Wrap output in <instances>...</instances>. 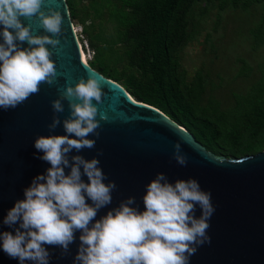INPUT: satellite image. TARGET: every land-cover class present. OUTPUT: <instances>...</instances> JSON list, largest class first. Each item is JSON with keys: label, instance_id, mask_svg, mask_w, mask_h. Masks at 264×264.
I'll use <instances>...</instances> for the list:
<instances>
[{"label": "clouds", "instance_id": "clouds-1", "mask_svg": "<svg viewBox=\"0 0 264 264\" xmlns=\"http://www.w3.org/2000/svg\"><path fill=\"white\" fill-rule=\"evenodd\" d=\"M42 4L43 0H0L2 108L23 103L39 92L41 84H51L57 74L48 45L60 43L63 18L59 10L45 12ZM35 15L45 33L52 35L33 34L31 25L22 18ZM24 43L28 47H22ZM103 95L100 80L89 75L74 85L69 83L52 101L55 113H63V101H68L69 115L63 119L67 134L41 135L35 140V148L43 153L40 159L50 167L33 179L25 189V199L18 200L4 218L9 226L19 224L15 234L0 233L4 252L18 258L20 264H48L50 254L45 245L67 251L79 231L80 246L74 264H189L196 245L210 242L207 229L215 211L211 193L202 190L194 178L171 183L159 173L147 185L143 211L134 207L135 199L129 197L95 219L98 211L112 202L115 182L105 183L97 158H70L69 154L95 146L89 136L100 127L98 103ZM60 124V116L56 115L49 129ZM173 158L180 165L187 164L180 143L174 145ZM65 168L70 172L66 173ZM82 175L87 176V182ZM197 205L202 210L199 217L195 215Z\"/></svg>", "mask_w": 264, "mask_h": 264}, {"label": "water", "instance_id": "water-1", "mask_svg": "<svg viewBox=\"0 0 264 264\" xmlns=\"http://www.w3.org/2000/svg\"><path fill=\"white\" fill-rule=\"evenodd\" d=\"M49 9L59 10L63 18L60 43L55 47L48 45L57 74L51 84H41L39 92L23 103L14 108L0 107V233L15 234L19 224L9 226L4 218L18 200L25 199V189L33 179L50 167L40 159L43 153L35 148V140L41 135L67 134L63 119L69 115L68 101H63V113L54 112L52 101L61 96L69 83L74 85L81 77L94 75L104 93L98 103V135L89 136L95 146L80 152L73 150L69 156L97 158L105 183L115 182L112 202L101 208L95 219L129 197H134L133 206L143 211L147 185L159 173H164L171 183L194 178L202 190L211 193L215 211L207 229L210 242L196 245L189 264H264V149L241 159L219 157L208 151L187 128L157 107L138 101L123 85L83 61L67 0H43L42 10ZM22 19L31 25L33 34L52 35L45 33L38 15ZM22 47H28L27 43ZM56 115L61 124L50 130ZM176 143H180L187 157L186 165L173 158ZM65 172L69 173L70 168H65ZM82 179L88 180L86 175ZM201 214L197 205L195 215ZM80 235L75 232V240L67 251L45 245L50 254L48 264H74ZM0 264H20L18 258L4 252L2 240Z\"/></svg>", "mask_w": 264, "mask_h": 264}, {"label": "trees", "instance_id": "trees-1", "mask_svg": "<svg viewBox=\"0 0 264 264\" xmlns=\"http://www.w3.org/2000/svg\"><path fill=\"white\" fill-rule=\"evenodd\" d=\"M67 2L73 22L84 25L94 69L123 85L138 101L163 111L219 157L241 159L264 149V58L257 65L238 58L242 64L236 78L251 83L235 92L234 103L227 107L209 93L215 84L203 70L189 82L182 63L183 50L200 33L190 15L201 3L216 5L220 22L228 11L250 16L253 50L264 48V0Z\"/></svg>", "mask_w": 264, "mask_h": 264}, {"label": "rangeland", "instance_id": "rangeland-1", "mask_svg": "<svg viewBox=\"0 0 264 264\" xmlns=\"http://www.w3.org/2000/svg\"><path fill=\"white\" fill-rule=\"evenodd\" d=\"M80 4L88 5L89 0H79ZM208 11H206V9ZM241 12L228 11L220 22V14L216 5L198 4L191 13L197 23L200 33L198 38L190 43L182 52V63L187 70L189 82L194 81L197 71L203 70L207 78L215 86L209 93L221 99L224 107L234 103L235 92H243L248 88L251 79L236 78L241 66L239 57H244L253 65L264 58V48L253 50L252 37L248 32L250 16ZM87 24H91L88 21ZM79 41L87 55L88 62L93 59L94 51L88 45L84 33V25L74 23ZM109 24V31H112ZM210 40L207 41V35Z\"/></svg>", "mask_w": 264, "mask_h": 264}, {"label": "bare ground", "instance_id": "bare-ground-1", "mask_svg": "<svg viewBox=\"0 0 264 264\" xmlns=\"http://www.w3.org/2000/svg\"><path fill=\"white\" fill-rule=\"evenodd\" d=\"M74 29H75V33H76V35H77L78 43H79L80 48H81L83 61H84L86 64H88L89 62H88V59H87V55H86V53H85V51H84V49H83V46H82L81 42L79 41V37H78V34H77V30H76V28H75V25H74Z\"/></svg>", "mask_w": 264, "mask_h": 264}]
</instances>
